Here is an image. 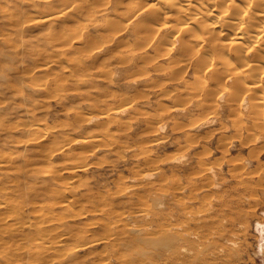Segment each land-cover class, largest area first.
<instances>
[{
	"label": "rangeland",
	"instance_id": "1",
	"mask_svg": "<svg viewBox=\"0 0 264 264\" xmlns=\"http://www.w3.org/2000/svg\"><path fill=\"white\" fill-rule=\"evenodd\" d=\"M104 1L0 0V222L21 224L4 234L9 264H264V130L247 128L264 115L194 93L191 72L134 49L126 16L93 15L119 3ZM168 225L198 234L196 248L164 247Z\"/></svg>",
	"mask_w": 264,
	"mask_h": 264
},
{
	"label": "bare ground",
	"instance_id": "2",
	"mask_svg": "<svg viewBox=\"0 0 264 264\" xmlns=\"http://www.w3.org/2000/svg\"><path fill=\"white\" fill-rule=\"evenodd\" d=\"M125 1L123 2V0H121V2L124 3L122 4V7H125ZM106 2L107 3H105V6L103 5L102 9L97 10L95 13L93 12L94 14L92 12L90 13H92L95 17L104 16L105 24L107 25L109 24L110 26H112L111 23L112 22L114 23L115 18H117L115 16L112 17L109 13L110 11L112 13L113 12L117 13L119 17L126 16V18L123 17L124 19L123 21L121 17L120 19L118 18L119 20L118 19L117 20L121 22L125 21V28L126 27L127 29L129 28L133 36L134 42H135L134 46L135 47L137 46L134 49L139 48L141 50L142 48L144 49L147 47L152 48L153 50H155V54L157 56L161 57L162 59L164 58V59L169 60L168 64L170 65H168V67L165 70L172 71L174 78L175 76L177 77L180 76L179 78H183L185 74L191 72L194 80L196 81V82L195 81L193 82V86L190 85L192 86L191 88L194 90V93L195 91L197 93H199V91H208L210 92V94H208L209 97L210 95H212L213 98L214 96H216L217 100L220 98L222 100L223 96H225L226 94H229L230 97L231 96L233 97L231 98L230 101L228 100L231 106L232 112L238 111L242 113L243 111L244 112L248 111L249 115L250 114L255 115L254 117L255 119H260V118L261 120L263 119V115H264L263 114L264 113V0H130V4L127 3L128 5L124 9L121 8L122 10L120 9L121 7L120 0H119V3H117L118 5H120V7H118L116 3L115 5H111V1H106ZM114 2H118V1L116 0ZM93 5L94 3L92 4V6ZM83 6L84 5H82V7ZM63 11L64 12L61 14L68 13L66 10H63ZM92 14H90V16ZM51 17L58 18V15L57 16L50 15L49 19ZM117 24L118 23H116L115 25ZM120 26L121 24L117 27H120ZM125 28L123 27L122 30ZM111 37L109 38L112 40ZM110 39H108L109 41L107 42H110ZM144 56L145 55H142L140 57H144ZM122 58L124 59V57ZM208 92H205V93H208ZM259 114L262 117L260 116V118H256L258 117L256 115H259ZM92 120L93 118L90 119V121ZM211 120H214L213 116L209 115L207 117L206 116L203 117V119L193 124V128H192L193 131L194 129L196 131L207 129V127H209L208 124L210 123ZM247 128H250L251 132L256 131L257 129L258 130L261 129L260 131H262L264 130V123L262 122L259 125L254 124L252 127L247 126ZM47 131L43 128L42 130L40 128L36 130V133H37L35 134L36 138L34 137L36 140L35 143L41 144L42 142L41 138L44 134L47 133ZM206 135H208V132ZM83 143L86 144L87 141H84ZM55 168L56 166L52 164L50 165V167L42 169L43 170L42 172L45 174L48 172L51 173L53 172L51 170ZM204 169H202V172L203 171L205 172L208 168L206 170ZM150 176L152 177L153 175H151L150 173L148 175L147 173L145 177H148L147 179H149ZM205 176H208V175H205ZM204 178H206L207 184L210 183L208 182L210 178L209 176L208 178L207 177H204ZM69 182L62 181V185L64 187L69 188L70 187ZM62 185L60 186L63 187ZM199 189H202V187H200ZM54 191H57V190L55 189ZM60 193H62L61 190H60ZM62 196L60 195L59 199L62 200L63 198V201H66L67 200L65 198L66 196L65 197H62ZM181 201L182 200H180V202ZM67 203H65L66 206H67ZM175 203L178 205L177 202ZM107 206H104V207H107ZM180 206H183V205L180 204ZM49 213L52 214V212H49ZM134 215L132 214L130 218H132ZM18 224H20V222ZM18 224L15 225L13 223L11 224L10 222H0V235H1L0 236V264H9V260L7 259V256L4 255V253L8 254V250H7L8 246L5 242L6 238L4 237V234L7 235V237L9 238L8 235H11L12 232L19 230L17 229L18 227L16 228ZM117 224L119 223H116V225ZM121 224H122V221H121ZM41 225L43 224L41 223ZM124 225H127V223H124ZM179 225L176 224L177 227ZM107 226H110V225H107ZM165 226L166 225H164V227ZM176 226L171 227L168 225V230H163V231L157 230L161 232L160 239L161 241L164 242V247L168 246L169 248H174L176 247V245H178L182 247L183 249L182 251H190V249L196 248V244L193 243L194 241L191 242L192 241L191 237L193 236L197 238L198 234L188 233L189 231L185 230V228L183 229V231H181L182 229L180 228L177 229ZM48 229L50 230V228ZM106 230L108 229L106 228ZM142 230L144 231L146 229L144 228ZM142 230L134 226H131L129 228L130 232L138 233V234ZM129 231L127 232L128 234L125 236V238L127 237L126 240L128 239L127 242H129V244L135 243V242L142 244V243H147V241H149V239H147L146 241V239L142 237L138 239L139 238L138 236L136 240V237L129 236L130 235ZM157 231L155 232L158 233ZM155 232L146 233L147 235H150V236H147V237H150V241H153V240L155 241L156 236H157ZM54 234L56 236L57 233H54ZM114 235L116 236L117 234H114ZM15 236L16 235H14V237ZM60 236L61 235H58V237L56 238H60ZM15 239H14V242L12 243L19 242L18 240L15 241ZM114 241L116 240L114 239ZM154 241H153V245L155 244ZM42 243L45 244L44 242ZM46 245L47 246H45L44 248L46 249L45 250L46 252L54 251L56 248L54 244L47 243ZM135 245L137 246V244ZM125 246L128 247L129 245L125 244ZM55 251H57V249ZM46 252H42V253H46ZM142 252L144 253L145 251L142 250ZM177 255H178L177 259L179 260L184 259V255L182 253L181 254L179 253Z\"/></svg>",
	"mask_w": 264,
	"mask_h": 264
}]
</instances>
